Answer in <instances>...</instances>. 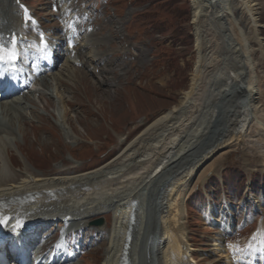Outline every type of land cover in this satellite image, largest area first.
Segmentation results:
<instances>
[{"label":"bare ground","instance_id":"obj_1","mask_svg":"<svg viewBox=\"0 0 264 264\" xmlns=\"http://www.w3.org/2000/svg\"><path fill=\"white\" fill-rule=\"evenodd\" d=\"M236 1L239 4L238 13L245 11L251 31L250 27L242 26L233 7L228 6L232 0H191L197 59L189 89L183 93L177 105L146 125L106 165L90 172L52 177L29 172L14 173L9 169L13 166L10 158L7 164L0 165V214L8 218L6 223L0 224V228L13 229L18 222L24 224L25 229L32 225L34 232L22 236L21 240L28 249L27 255H34L33 264H70L71 261V264H78L83 255L79 249L65 252L67 247L60 246L55 249L53 259L52 246L45 249L53 234L46 230L54 226L52 223H60L63 216L73 219L65 224L71 223L66 233L92 228L100 242L107 239L101 264H189L192 261L199 264L186 237L185 200L196 185L201 186L208 173L215 171L211 168L214 161L206 167L205 174L201 172L197 176V173L216 149L223 145L230 146L233 141L246 136L245 130L251 128V124L264 133L259 79L252 56L253 48L249 45L250 37L261 42L257 34V13L251 0ZM67 2L69 0H63L69 10ZM16 13L13 0H0V37L7 28L18 26ZM72 16L75 19L68 22L66 27H69V38L73 39L77 48L75 59H69V54L65 53L57 40L53 42L54 50L44 58L52 85L50 95L54 97L55 105L57 102L58 111H61L63 126L68 123L65 107L72 93L64 82L71 86L76 83V73L80 69L73 64L82 63V50L85 47L88 49L86 57L90 59L92 71L87 72L98 83L113 85L114 77L108 72L119 65L108 60L103 62L110 53L104 57H101L102 54L96 55L85 45L83 37L76 43L77 34L72 26L80 17L79 14ZM203 18L212 20L215 27L205 31ZM117 24L119 21L113 20L111 25L116 28ZM207 49L210 50V58L205 54ZM224 49L232 54L235 69L232 73L227 72L220 81L213 82L215 92H205L208 66H212L217 54L220 56ZM120 65L122 67L123 64ZM96 69L99 70L97 75ZM105 73L108 75L104 77ZM38 83L47 84L44 79ZM15 91L9 94L6 87L0 88V162L11 146L18 149V139L12 134L8 116L13 114L25 122L34 110L33 105L27 104V98H19ZM202 93H206V101L198 102ZM41 95L39 92L38 97L43 100ZM62 123L58 125L62 126ZM19 138L24 141L22 133ZM72 138L76 139L77 136L72 133ZM261 141L264 139L261 138ZM117 143L119 147L124 146L120 137H117ZM55 166V172L64 168ZM105 211L113 215L108 231L104 226L97 228L88 225L96 215H105ZM209 212L210 225L218 224L223 228L222 233L217 234L218 239L212 242L213 252L209 253L216 257L218 264H235V261L240 264H264L263 229L259 230L258 239H251L245 248L249 256L245 259L238 248L234 247L229 252L230 248L228 251L222 245L224 237L234 232L231 217L221 214L216 217L214 211ZM63 242L65 244L66 240Z\"/></svg>","mask_w":264,"mask_h":264},{"label":"rangeland","instance_id":"obj_2","mask_svg":"<svg viewBox=\"0 0 264 264\" xmlns=\"http://www.w3.org/2000/svg\"><path fill=\"white\" fill-rule=\"evenodd\" d=\"M94 1L87 0L92 6L91 9L94 10L97 5L98 11L100 8L102 11L104 1L98 0V3ZM106 1L108 11H102L106 22L104 17L98 20L96 25L98 34L90 38L83 36V40L96 55H106L109 46V55L114 53L113 59L124 58L116 61L107 57L103 61H113L114 65H120L124 61L123 69L121 65H117L108 72L112 78L114 77V84L108 86L98 83L84 68L78 70L74 86L64 82L72 93L70 92V98L67 99L69 104L65 107L68 123L63 126L60 120L61 111H58L57 102L55 105L54 97L50 95L51 80L49 77L45 78L47 84L37 85L38 91L26 97L27 104H31V107L33 105L34 109L29 115L30 118L23 122L20 117L13 114L8 116L11 119L12 134L18 139L16 143L18 149L14 145L11 146L2 157L0 165L7 164L10 158L13 166L9 169L14 173L29 172L47 177L93 171L106 165L111 158H116L146 125L177 105L183 93L189 89L191 73L197 59L191 0ZM251 1L255 4L257 34L261 42H256L250 37L249 45L253 48L252 56L256 63L255 70L261 91L260 102L264 111V0ZM28 2L38 15L51 20L49 25L55 23L48 12L49 0ZM237 3L236 0H232L228 6L233 7L234 14L240 19L242 26L250 27L251 31L252 27L245 11L239 14ZM76 14L74 12V15ZM109 14L121 22L123 31L117 33L120 30L119 24L116 28L112 27L115 19L107 22L110 19ZM44 18L43 20L47 22ZM213 25L212 20L203 18L202 26L205 31L213 29L215 27ZM138 48L139 52L136 51ZM84 49L86 53L80 58L89 63L90 59L86 57L88 49L86 50V47ZM209 51L207 49L205 52L208 58L211 54ZM219 55L217 54L212 66H208L205 92H215L213 82L220 81L227 72L232 73L235 69L234 58L229 51L221 50ZM108 73L103 76H107ZM39 92L43 100L38 97ZM204 94L206 93L201 94L198 102L206 101ZM59 122L62 126L58 125ZM251 128L245 130L246 136L233 141L234 144L232 142L230 146L223 145L214 151L210 160L201 166L197 176L201 172L205 174L206 167L213 161L215 164L211 168L215 171L210 174L205 185L203 178L201 186L204 187L186 197L188 208L185 220L186 237L188 245L194 249V257L199 264L219 263L216 257L209 253L213 252L212 242L218 239L217 234L222 233L223 228L218 224L210 225L207 216L209 210L212 213L214 211L215 216L220 214L224 217L230 216L232 223L237 226L234 233L222 240V245L225 243L227 248L234 243L244 248L253 223L264 216V147H262L264 141H261V138L264 139V133L253 124ZM20 133L23 134L24 141L19 138ZM72 133L77 136L76 139L72 138ZM117 137L122 138L124 146L119 147ZM259 142L260 144H257ZM56 163L57 165L61 163L64 168L55 172L53 165ZM250 180L252 183L248 184ZM255 206H258V209H255ZM109 212L105 211V215L98 217L96 215L95 218L102 217L109 227L113 218ZM95 218L92 220H96ZM91 221L88 222L89 226H93ZM74 239L79 242L83 239L82 250L85 257L82 259L80 256L78 264H101L106 249V238L100 242L92 231H87Z\"/></svg>","mask_w":264,"mask_h":264},{"label":"snow or ice","instance_id":"obj_3","mask_svg":"<svg viewBox=\"0 0 264 264\" xmlns=\"http://www.w3.org/2000/svg\"><path fill=\"white\" fill-rule=\"evenodd\" d=\"M25 16L27 17V10L25 9ZM30 19V17H27ZM3 37H0V62H7V63H12L14 62L17 57H18V52L16 51V44L17 40L16 37L13 36L11 39V47H5V44L2 42ZM8 218L4 217L2 214H0V224L6 223V220ZM21 225L17 224V227H20ZM13 231H16L14 228Z\"/></svg>","mask_w":264,"mask_h":264},{"label":"water","instance_id":"obj_4","mask_svg":"<svg viewBox=\"0 0 264 264\" xmlns=\"http://www.w3.org/2000/svg\"><path fill=\"white\" fill-rule=\"evenodd\" d=\"M101 224H102L101 221H98V222H95V223H94V225H96V226H100Z\"/></svg>","mask_w":264,"mask_h":264}]
</instances>
